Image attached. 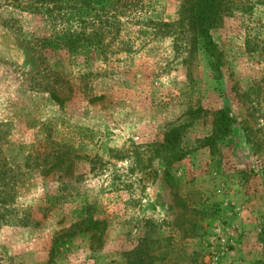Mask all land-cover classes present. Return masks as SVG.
<instances>
[{"label": "rangeland", "instance_id": "rangeland-1", "mask_svg": "<svg viewBox=\"0 0 264 264\" xmlns=\"http://www.w3.org/2000/svg\"><path fill=\"white\" fill-rule=\"evenodd\" d=\"M181 3L135 0L105 54H71L46 45L41 15L0 0V121L13 153L22 155L19 144L41 151L47 138L73 157L68 173L25 170L0 205V264H136L134 251L155 264H261L264 0H221L211 29L219 79L177 23ZM51 89L67 97L62 105ZM223 107L237 122L212 149L203 138ZM177 125L185 155L169 170L178 195L188 207L217 208L215 219L200 220V236H189L199 216L163 176L160 144ZM86 214L101 221V244L77 233L49 261L53 237Z\"/></svg>", "mask_w": 264, "mask_h": 264}, {"label": "trees", "instance_id": "trees-1", "mask_svg": "<svg viewBox=\"0 0 264 264\" xmlns=\"http://www.w3.org/2000/svg\"><path fill=\"white\" fill-rule=\"evenodd\" d=\"M135 0H10V3L24 11L39 14L47 28H50L48 35L43 37L46 45L51 48H61L68 53H99L105 54L108 47L107 39L119 33L120 18L126 14L127 6ZM221 0H182L177 23L185 24L192 34L193 42L201 43L205 49L214 77H221V55L217 50L211 29L221 19ZM156 25L169 26L171 23L159 21ZM113 26V29H112ZM195 40V41H194ZM51 98L62 105L67 97H61L57 89L50 90ZM235 115L227 108H219L213 112L212 131L203 138V144L214 149L226 137L234 133L236 125ZM9 123L0 121V205L7 203L8 197L14 194L18 180L24 175L25 170L36 167L44 174L52 170H64L68 173L73 163L72 150L65 144L46 140L43 150L35 149V144L18 145L22 155L13 153V148L7 137V126ZM43 125H47L43 122ZM181 125L170 128L164 133L163 141L160 144L162 159L165 164L164 178L168 185L174 189V195L179 204L199 216L189 222V236H200L204 233L201 230L200 222L205 216L216 218L215 207L204 205L198 209L189 206L178 195V179L170 173V167L181 160L185 155L183 148L179 145L181 136ZM41 142V141H37ZM35 149V150H33ZM12 151V153H11ZM21 159V160H18ZM13 198V197H11ZM191 218V219H192ZM101 221L90 214L84 215L80 220L71 223L68 228L63 229L52 239L49 249V261H52L58 254L60 246L66 239L77 233H87L92 242L101 244L103 229ZM201 230V231H200ZM264 247V243H263ZM146 252V251H145ZM135 263L155 264V257L147 253L148 260H141L140 251H134ZM142 262V263H141ZM261 264H264V256Z\"/></svg>", "mask_w": 264, "mask_h": 264}]
</instances>
